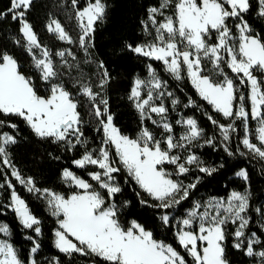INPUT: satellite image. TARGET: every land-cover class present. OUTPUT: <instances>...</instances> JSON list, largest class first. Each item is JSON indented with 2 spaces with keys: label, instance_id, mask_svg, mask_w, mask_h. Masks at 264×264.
<instances>
[{
  "label": "snow or ice",
  "instance_id": "1",
  "mask_svg": "<svg viewBox=\"0 0 264 264\" xmlns=\"http://www.w3.org/2000/svg\"><path fill=\"white\" fill-rule=\"evenodd\" d=\"M34 5L8 0L0 8V22L18 26L9 33L10 43L0 42V216L13 213L31 245L22 258L11 226L0 221V264H66L61 255H43L45 221L18 185L54 218L51 246L69 261L80 256L90 264H189L191 258V264H231L230 242L231 249L264 264V203L253 208L246 168L234 172L243 182L240 190L192 199L200 185L223 175L227 163H208L195 149L264 161V28L256 27L264 23V0H159L146 8L139 20L144 39L124 45L147 69L146 76L133 77L127 94L138 115L134 136L117 122L108 94L113 77L94 51L106 0H83V6L65 0L76 37L48 17V34L67 45L58 49L35 31L29 19ZM17 50L30 58L29 72ZM156 63L177 82L175 88ZM92 65L94 71L86 70ZM185 81L209 107L177 94ZM185 109L200 111L212 134ZM17 119L35 138L64 152L69 163L59 169L63 190L40 186L13 163L9 149L20 143ZM126 186L132 195L120 199ZM136 209L149 210L173 242L158 238ZM253 223L259 225L255 230Z\"/></svg>",
  "mask_w": 264,
  "mask_h": 264
},
{
  "label": "trees",
  "instance_id": "2",
  "mask_svg": "<svg viewBox=\"0 0 264 264\" xmlns=\"http://www.w3.org/2000/svg\"><path fill=\"white\" fill-rule=\"evenodd\" d=\"M64 2L65 0H35L34 10L29 14V19L33 23L40 40L51 49H58L66 47L67 45L57 41L46 31L44 25L50 15L58 18L73 37H76L78 34L75 20L69 19V13L64 11L62 7ZM158 2L159 0H106V3L109 5L107 18L104 22L98 23L96 26L95 55L98 59L105 62L113 77L110 88L108 89L111 106L113 111L118 115L117 122L119 126L125 134L132 136L135 135V130L137 129L138 115L128 102L127 94L130 90L133 77L136 75L146 76L147 69L144 63L137 61L131 54L126 53L124 45L126 43H138L144 39L140 30L139 20L144 16L146 8L149 5L158 4ZM7 3L8 0H0V8H4ZM81 6H83V0H81ZM256 27L257 31H260L261 28H264V23L257 21ZM17 29L18 26L11 22L10 19L6 22H0V42L10 43L9 33H14ZM17 53L20 55L24 71L29 72L31 70L30 58L26 54H20V50H17ZM80 57L81 59L83 58L82 53H80ZM154 66L164 78L170 80V85L175 88L177 82L172 81L170 77L163 73L161 65L156 63ZM85 68L86 70L94 71L95 65H92L91 68L85 66ZM181 87H183V92H180L178 88L176 91L182 98L192 96L204 107H209L206 102L201 101L196 96L194 89H192L189 83L185 81ZM184 111L199 120L201 126L205 128L206 135L212 134V126L201 115L200 111L188 109ZM15 122L19 124L21 129L20 143L9 149L15 166L23 176L34 177L40 183V186L54 187L57 191L63 190L59 180V169L67 165L69 161L63 158L65 154L62 149L50 142L35 138L31 131L18 119ZM181 132L182 129L177 126V135ZM195 151L198 156L208 163L220 162L222 158L227 163L225 169L222 170L223 175L217 174L215 179H211L209 182L200 185L192 197L193 200L206 199L209 196H224L232 188L240 190L243 182L235 177L234 172L240 168H246L251 179V203L253 208L259 206L260 203H264V172H262V169H264V161L251 158L246 159L239 156L234 159L228 158L222 150L214 151L210 147L197 148ZM49 153L60 155L62 159L60 161L53 160ZM191 179L192 176L187 177L185 183L190 182ZM17 188L22 198L30 205V209L45 221L47 232L43 238L44 246L41 250L43 255H61V259L66 261V264H90L87 258L80 256H76L74 260L69 261L67 257L58 254L52 248L51 230L55 227L54 218L48 215L42 202L27 194L19 185ZM131 195V189L126 186L125 194L120 199H128ZM190 204L191 200L185 202L180 211L182 212ZM136 211L141 215L143 220L149 221L154 230L160 234L158 238H166L168 242H173V237L170 232H166L164 229L157 227L158 222L151 221V213L149 210L140 212L139 209H136ZM0 221L9 223L13 233L11 239L20 250L22 258L26 257L31 245L24 239L23 232L19 229L14 214L9 212L5 216H0ZM258 226L257 223H253V230L258 228ZM0 238H3V236L0 235ZM188 259L189 264H191V258ZM228 259L231 264H255L252 258L245 257L242 253L231 249L230 242L228 245Z\"/></svg>",
  "mask_w": 264,
  "mask_h": 264
},
{
  "label": "rangeland",
  "instance_id": "3",
  "mask_svg": "<svg viewBox=\"0 0 264 264\" xmlns=\"http://www.w3.org/2000/svg\"><path fill=\"white\" fill-rule=\"evenodd\" d=\"M254 126H255V124H254ZM3 238H5V237H3Z\"/></svg>",
  "mask_w": 264,
  "mask_h": 264
}]
</instances>
